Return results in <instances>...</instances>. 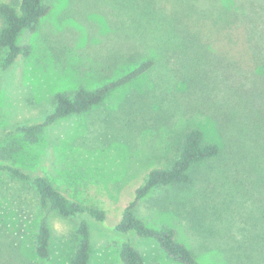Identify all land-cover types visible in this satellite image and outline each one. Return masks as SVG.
<instances>
[{
	"label": "rangeland",
	"instance_id": "1",
	"mask_svg": "<svg viewBox=\"0 0 264 264\" xmlns=\"http://www.w3.org/2000/svg\"><path fill=\"white\" fill-rule=\"evenodd\" d=\"M16 1L0 0V3ZM247 1L254 3V15L259 22L264 18V0ZM51 2L53 10L40 22L37 31H25L19 40L22 45H31L29 57L18 59L4 70L1 63L6 51L0 48V133L43 120L53 110L57 92L71 94L80 87L94 89L117 78L126 63L145 56L149 49L143 39L155 45L167 39L155 26L149 32L145 30L147 16L138 11L144 5L142 0ZM193 3L209 4L199 0ZM212 5L217 6L212 3L209 7ZM150 17L154 22L155 13ZM157 51L161 61L148 77L115 90L91 111L58 121L36 142L15 137L0 143V150L7 148L8 156L0 154L6 162L33 174H45L68 195L106 210L107 227L88 219L91 264H120L123 237L110 225L120 220L149 172L169 164L182 132L195 124L211 130L209 135L215 132L211 120L194 115L198 109L195 106H200L194 101L197 94L181 89V81L172 80L171 67ZM11 141L18 145L14 150L9 147ZM221 167V160L210 161L197 169L193 186L155 189L140 202L137 214L151 226H173L177 238L188 244L201 261L223 264L222 256L207 250L210 239H204L191 226L196 203L184 205V201L195 202L200 193H207L217 198L218 202L210 204L218 206L222 224L229 225V235L223 239L235 246L239 241L237 249L248 252L252 264H264V231L256 228L251 232L256 223L264 227L259 202L244 193L235 183L236 177L230 178L229 172ZM41 214L34 187L0 173V257L4 261L70 264L78 225L87 217L53 215L51 257L39 261L34 246ZM251 215L259 220L250 219ZM254 233L261 235L256 238L259 241L249 244L247 239ZM133 240L144 256L143 264H177L156 241L135 235Z\"/></svg>",
	"mask_w": 264,
	"mask_h": 264
},
{
	"label": "trees",
	"instance_id": "2",
	"mask_svg": "<svg viewBox=\"0 0 264 264\" xmlns=\"http://www.w3.org/2000/svg\"><path fill=\"white\" fill-rule=\"evenodd\" d=\"M142 1L144 5L138 11L147 16L145 30L149 32L155 26L162 35H167V39L157 45L143 39L146 49H149L145 56L140 61L126 63L118 72L120 75L111 81L94 89L80 87L71 94L57 92L54 108L43 120L17 125L0 133V143L15 137L36 142L46 129L58 121L91 111L115 90L148 77L161 61L157 49L160 50L171 67L172 80L181 81V89L194 90L193 93L197 94L194 101L200 106H195L198 109L194 115L211 120L215 132L210 136L211 130L199 124L187 127L169 164L149 172L144 184L136 189L133 200L125 207L120 220L110 225V229L123 237L119 250L120 264L144 263V256L133 240L134 235L156 241L167 257L177 264H213L201 261L188 244L177 238V230L173 226L149 225L138 216L137 207L157 188L193 186L197 181L196 171L201 165L221 160L223 171L229 172V177H236L235 183L259 202L264 215V18L258 22L254 15V3L247 0H199L208 1L209 4L193 3L198 0ZM211 2L217 6L209 7ZM53 6L51 0L0 3V48L6 51L1 63L4 70L18 59L30 56L31 45H22L19 40L25 31H37ZM156 11L160 17H157ZM153 13L154 22L150 17ZM132 47L130 44V53L133 52ZM126 66L128 69H125ZM9 147L14 150L18 145L11 141ZM6 150L1 149L0 154L8 156ZM0 173L22 183H30L39 197L42 214L38 220L34 246L37 259L45 261L51 257L50 221L53 215H83L87 219L81 220L78 225L77 243L70 264H91L89 220L106 226V210L68 195L56 187L47 175L28 172L2 157ZM205 194L200 193V198L195 202L189 199L184 201L185 206L189 202L196 203L192 208L193 230L204 239H210L207 250L222 256L223 264H252L250 254L237 249L241 244L239 241L235 246L233 242L223 239L229 235V225L222 224L218 206L210 204V201L218 202L217 198L215 200ZM249 218L256 222L259 220L254 215ZM252 228L251 232L256 228V231H264V227L257 223ZM258 236L261 235L254 233L247 237V242L259 241L256 239ZM4 260L0 257V264H12Z\"/></svg>",
	"mask_w": 264,
	"mask_h": 264
}]
</instances>
